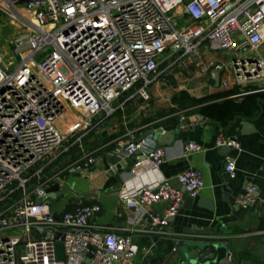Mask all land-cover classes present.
<instances>
[{
    "label": "built area",
    "instance_id": "1",
    "mask_svg": "<svg viewBox=\"0 0 264 264\" xmlns=\"http://www.w3.org/2000/svg\"><path fill=\"white\" fill-rule=\"evenodd\" d=\"M0 13L28 26L12 38V56L19 60L11 73L6 68L15 61L0 51V264H121L137 254L134 233L175 237L171 220L184 199L203 188L198 169L190 167L174 181L124 187L120 200L139 211L121 228L126 234H116L91 228L101 211L96 202L79 203L55 219L47 198L53 183L31 184L42 171L34 168L67 140L56 122L69 109L75 113L71 133L87 132L93 118L108 113L110 103L129 90L147 101L165 52L190 58L202 43L211 52H257L264 46V0H0ZM209 66L224 69L221 63ZM231 66L238 84L264 78L262 58L242 56ZM215 145L240 149L237 139L224 134ZM200 151L194 141L183 145L185 155ZM113 152L139 153L143 159L133 172L156 171L165 156L156 140L139 141L135 132L117 140ZM97 161L87 153L73 170H89ZM224 171L234 178V162L228 160ZM258 199L257 186L247 184L235 202L246 208ZM158 203L163 210L151 212ZM139 223L146 227L137 228ZM56 233L64 235L63 260L56 259Z\"/></svg>",
    "mask_w": 264,
    "mask_h": 264
},
{
    "label": "crops",
    "instance_id": "2",
    "mask_svg": "<svg viewBox=\"0 0 264 264\" xmlns=\"http://www.w3.org/2000/svg\"><path fill=\"white\" fill-rule=\"evenodd\" d=\"M247 53L264 59V46ZM240 57L239 52H211L205 43L190 58L167 51L159 59L156 78L147 88L149 99L144 101L136 90H129L110 103L108 113L97 114L87 132L79 129L71 133L75 113L69 109V116L56 122L63 133L69 134L67 140L35 166L42 171L32 178L31 184L47 180L60 184L56 198L47 197L54 214L79 203L96 202L101 211L91 219V228L126 234L121 228L139 210L120 200L124 187L147 186L161 178L174 181L186 169H198L204 185L197 197L184 199L171 220L168 229L176 236L134 233L137 254L131 262L121 264H189V258L180 251L182 245L190 246L189 254H199L195 244L210 247L216 243L227 248L226 258L219 264H264V78L238 84L231 65ZM210 63H221L224 69L215 70ZM216 72L218 85L213 79ZM222 81L226 86L221 85ZM247 120L251 130L243 128ZM175 122L179 124L172 131L171 141L157 142L165 151L158 170L144 167L131 171L134 163L143 159L139 153L119 157L126 164L120 177L106 169L104 158L110 165L114 163L117 140L126 138L129 132H135L139 138L145 131ZM219 134L237 139L240 149L216 147ZM147 139L153 140L152 135ZM190 140L200 144L202 151L185 155L183 145ZM87 153L95 155L98 161L89 170L74 171V164ZM228 160L235 164L234 178L224 171ZM247 184L257 186L259 199L243 208L235 201ZM201 198L212 207L200 205ZM164 207V203H158L151 212L160 213ZM175 239L180 241L177 250L169 251ZM214 257L215 254L207 256Z\"/></svg>",
    "mask_w": 264,
    "mask_h": 264
},
{
    "label": "water",
    "instance_id": "3",
    "mask_svg": "<svg viewBox=\"0 0 264 264\" xmlns=\"http://www.w3.org/2000/svg\"><path fill=\"white\" fill-rule=\"evenodd\" d=\"M213 79L218 85L219 83V73L216 72L213 75ZM179 122H175L174 124L170 126H165V127H157L154 131H145L143 132L138 140L140 141L141 139L152 135V139L156 140L158 143H168L172 139V131L178 126ZM244 130H251V126L249 124V121L247 120L246 123L243 125ZM115 155V154H114ZM113 164L110 165L107 162V157L104 158V164L106 169L109 171L110 174H117L118 177L123 173V170L126 168V164L123 160H121L119 157L115 155L113 158ZM74 176H80V173H75L72 172ZM60 184L55 183L54 185H51L47 189V197L49 198H56L55 192L58 191ZM191 200L190 197H186V201ZM200 205L206 206L211 208L212 204L208 202L207 200H204L203 198L200 199ZM55 219H58L59 216L57 214L54 215ZM56 240L58 242L55 245V255L57 260H63L64 259V250H63V244L60 242L64 238L63 233H56L55 235ZM200 249L199 254H189L190 252V246L188 245H182L180 247V251L186 255L189 258V264H219L223 259L226 258L227 256V248L226 246L222 244H212L210 247H206L205 244H195ZM172 246L170 245L168 250L170 251ZM207 253V254H215L214 258H202L201 253ZM85 261H88L85 259Z\"/></svg>",
    "mask_w": 264,
    "mask_h": 264
},
{
    "label": "rangeland",
    "instance_id": "4",
    "mask_svg": "<svg viewBox=\"0 0 264 264\" xmlns=\"http://www.w3.org/2000/svg\"><path fill=\"white\" fill-rule=\"evenodd\" d=\"M20 14L23 16H27L24 10H20ZM23 20L19 18H10L2 13H0V51L5 53L6 60L9 59L10 56L13 55L11 50V41L12 38L17 35L18 33H25L28 30L27 24L22 22ZM51 47L47 48V51H50ZM46 51V52H47ZM45 52V53H46ZM246 50L240 52L243 57H252L253 55L247 53L245 55ZM15 61V65L13 67L6 68L8 73H11L17 66H18V57L12 56L11 57ZM64 116H69L67 113ZM58 149V147H57ZM56 149V150H57Z\"/></svg>",
    "mask_w": 264,
    "mask_h": 264
}]
</instances>
